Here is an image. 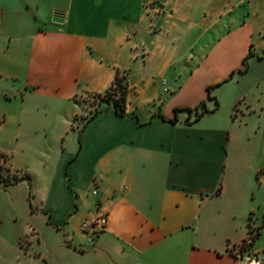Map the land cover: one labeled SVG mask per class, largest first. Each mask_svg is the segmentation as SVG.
Segmentation results:
<instances>
[{
    "label": "crops",
    "instance_id": "obj_1",
    "mask_svg": "<svg viewBox=\"0 0 264 264\" xmlns=\"http://www.w3.org/2000/svg\"><path fill=\"white\" fill-rule=\"evenodd\" d=\"M253 61L264 0H0V264H243L249 223L264 260V144L231 159L246 82L231 120L206 122ZM117 70L125 115L88 119L82 97ZM200 102L212 111L194 120ZM99 212L88 242L80 224Z\"/></svg>",
    "mask_w": 264,
    "mask_h": 264
},
{
    "label": "rangeland",
    "instance_id": "obj_2",
    "mask_svg": "<svg viewBox=\"0 0 264 264\" xmlns=\"http://www.w3.org/2000/svg\"><path fill=\"white\" fill-rule=\"evenodd\" d=\"M250 67L253 71L252 74L248 75L244 79H240L239 83L234 80L223 85V87L220 89V94H214L219 101V109L217 113L213 115V117L206 119V122L211 124L229 122L231 118H228L229 106L227 104V98L234 91V89H238L239 87L241 88V82L242 84L243 82H246L247 91L246 95L244 94V99L250 104L251 108L249 114L247 113L245 118H240L238 114V118L235 120L236 125L232 130V139L230 145L232 150V164L236 158L244 157V155L256 150L259 146L264 144V134H259L255 129L259 120L264 116V105L260 104V86L262 82L260 80V74L264 70V61H253ZM102 94L87 93L82 97V100L89 104V116L95 111L105 107L104 97H102ZM241 97L243 98V94ZM239 119H241V122H239ZM0 166L2 170L6 169L4 166L3 157H0ZM2 170H0V172H2ZM231 172L233 175L234 170L232 169ZM226 202L227 199L224 197L218 201H213L211 207L217 208V206H223ZM237 248L235 247L233 250H237ZM254 249H257V244L254 246Z\"/></svg>",
    "mask_w": 264,
    "mask_h": 264
},
{
    "label": "built area",
    "instance_id": "obj_3",
    "mask_svg": "<svg viewBox=\"0 0 264 264\" xmlns=\"http://www.w3.org/2000/svg\"><path fill=\"white\" fill-rule=\"evenodd\" d=\"M95 193V191H93ZM107 222V214L99 212L94 217L84 220L80 224L81 230L87 235V241L93 242L97 235L104 229ZM250 225V223H249ZM257 234V227L250 225L248 228V234L241 242L237 250H232V253L243 263V264H264V260L259 258L258 253L253 250L252 244Z\"/></svg>",
    "mask_w": 264,
    "mask_h": 264
},
{
    "label": "trees",
    "instance_id": "obj_4",
    "mask_svg": "<svg viewBox=\"0 0 264 264\" xmlns=\"http://www.w3.org/2000/svg\"><path fill=\"white\" fill-rule=\"evenodd\" d=\"M243 64L246 65V58L243 60ZM127 89H128V84L126 81V76L121 75L120 72L117 70L112 84L102 94V97H104V102H105L104 108L112 107L117 115L120 116L125 115ZM207 92H208V97L215 101V108H216L218 106V102L215 97L210 96V87H207ZM186 110L191 111L190 109H186ZM98 111H95L93 114H91L88 117V119L92 118ZM176 111H178V109ZM210 111L212 110H208L205 107L204 102H200V104L194 109L195 112L194 120L199 119L203 113ZM0 157H4L3 154H0ZM0 180L3 182L5 181L4 177L1 174H0ZM218 192L219 191H217L216 193ZM257 235L258 233L256 234L254 240L256 239Z\"/></svg>",
    "mask_w": 264,
    "mask_h": 264
},
{
    "label": "water",
    "instance_id": "obj_5",
    "mask_svg": "<svg viewBox=\"0 0 264 264\" xmlns=\"http://www.w3.org/2000/svg\"><path fill=\"white\" fill-rule=\"evenodd\" d=\"M55 20H57L56 18H55ZM60 21V20H59Z\"/></svg>",
    "mask_w": 264,
    "mask_h": 264
}]
</instances>
